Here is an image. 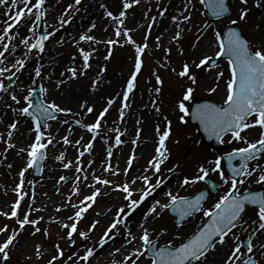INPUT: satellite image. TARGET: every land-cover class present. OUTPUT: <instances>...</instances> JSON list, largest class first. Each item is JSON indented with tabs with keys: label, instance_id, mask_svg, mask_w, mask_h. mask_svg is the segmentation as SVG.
Masks as SVG:
<instances>
[{
	"label": "rangeland",
	"instance_id": "374dc122",
	"mask_svg": "<svg viewBox=\"0 0 264 264\" xmlns=\"http://www.w3.org/2000/svg\"><path fill=\"white\" fill-rule=\"evenodd\" d=\"M174 1L178 2L179 10L181 11V13H183L187 0H143L140 8L138 6L140 10L139 15L142 27L138 32L129 33V36H131V38L135 41V44L128 43L127 37H125L124 35L121 37V40L125 42L130 48V63H121L120 55L123 54V50H119L117 52L116 50H112L111 55H109V51L101 53L98 58L103 59L105 61L104 63L106 64H103L102 61L98 64V72L96 73L97 76L87 80H82L83 83L81 87L79 85L72 86L73 91H71V95H73V100L70 102V106L68 107L69 109H71V112L65 115L63 113L55 112L57 113L55 121L47 123V126L41 130L44 131L45 134H48V127L51 124L57 123L61 120L66 119V117L71 116L73 110L75 109V105L78 106L84 101L79 100L78 96L82 97L84 96L83 94H90L91 96V92L106 80L112 81L117 74H122L121 72H118L120 66L125 67V70H127L128 72H130V68L132 67V71L134 73L135 60L137 56L136 46H143L144 44H146L147 48L145 49L144 53L141 54L142 68L141 71L137 74L136 86L129 94L128 98L133 104L129 106V109L128 111H126V113H123V121H121V125L117 129L121 131V141H123L124 134L129 133V121L132 120L133 122H135V124L130 133L133 135L135 132V134L133 135L135 138L136 134H138V140L140 141L141 137L143 136L146 119H140V117L137 118V115L138 113L140 114L141 111L148 110L150 108L152 109L154 121H156L157 124L155 127V129L157 128V134L158 128L160 132L166 130L168 121H170L171 134L165 142L168 149V159L164 162L163 165H161V173L159 175L160 178H162L165 182L172 177L173 173H175L177 179L174 189L172 190L174 192L173 194H178L179 196L185 197L193 195L196 191L203 188L204 185L202 181H200L195 184L181 187L180 178L185 176L192 178L193 176L198 174V169L200 166H204L209 169L212 167V165H209L207 163L209 160H215L225 152L235 150L237 147L245 146L242 142L236 141L233 145L228 147L226 151H213L208 147L203 146L201 137L196 131V128L189 124L188 116L185 117L184 122H181V120L179 119V117L183 114L179 112L178 105L182 101L183 95L189 86H193L195 88L193 99L189 102H186V106H189V109L194 100L204 99L223 105L224 100L226 99V83L228 79H230L231 75L228 63L226 61H222L218 62L214 67L211 68H208L207 65L203 68H196L195 63H198L199 60L205 56H212L213 59H215V54L218 48L216 41H214L213 48L209 49L210 46H207L206 50H204L203 52L201 48H197L200 43L199 39L205 36L207 32H210L211 37H213L214 39V29L219 30L223 33L224 29L227 26L232 25L239 27L243 36L247 40H249L253 46L259 47V40L264 38V34L260 33V29H263L264 31V27L260 29L258 28L259 25L264 26V0H261L260 6H257V0H248V4L246 6L242 5L240 3V0H235L232 5L231 13L227 17L219 20H210L207 17L206 12L203 9V5L200 3V0H193L194 8H192V6H189L191 9V21L181 23L177 31L171 33L170 36L168 35L167 39L157 41L155 39V34L160 15ZM93 2L94 0H81V4L75 6L74 9L69 11L66 16H64V13L68 9V6L70 4H74V0H58L53 7L43 9L46 15L37 28V34H39L40 29L45 31V34L53 33V35H51L49 39L44 42V53L37 55L36 50H34L33 54L26 61V65H28V63H31L33 69H35L36 67H41V77H36L33 70L32 77L35 83L27 85L26 81L21 80L19 74L17 73L13 85L8 88L9 93L16 94L18 98L21 99V105H16L11 100L9 94L0 93V129L3 128V126L1 127L2 121L10 120L11 122H18V127L22 120L24 118H27L31 122L34 130V122L30 117L20 116L12 109L19 108L23 105V96L28 93L29 89L33 90L37 84H40L41 86L40 81L36 82V79L38 80L42 78V76L50 73L49 71L44 72L42 67L47 62L49 63V58L53 54H60L65 52L66 47V51L72 53L71 51L76 50L77 48V42H79V44H81L82 46L86 45V42L79 40V33H75L73 16L79 9L85 10L87 7L92 5ZM245 7L248 10L247 17L244 21H240L239 12ZM9 13L10 12L6 13L4 18H6ZM11 14L14 15V13ZM62 16H64V19L67 21V23L61 24L60 20ZM180 17L182 18L181 14ZM153 18L155 19L153 20ZM9 19L10 15L8 16L7 20ZM232 20H237L238 23L236 25H233L231 24ZM21 24H19L12 31H18ZM205 24H210L212 27L205 30ZM149 25H151L150 28ZM4 27L5 22L0 29H3ZM178 31L181 33V35L180 38L176 40L174 39V36ZM27 36H31V33H29ZM52 36L57 39H59V37L64 38L65 36V39H59V42H57V47L53 49L48 47L51 46V43H55L54 40H50ZM34 39L35 38L33 37V40ZM72 39H76V41L71 45ZM25 51L26 49L22 45L21 52L24 53ZM15 53L16 51L12 54L13 59L10 62H14V58H20L23 56V54L18 55ZM124 54L126 55V52ZM184 63H189L191 65V72L197 78L196 85H192L191 81L188 80L187 77L182 78L177 75ZM172 69H175V71H173ZM218 72H223V77L218 78ZM7 75L8 74L6 73L5 76ZM157 75L163 81L162 84L157 83ZM6 81L7 79H4L5 85ZM94 81H98L95 88L92 87ZM213 87L216 88L215 92L210 91V89ZM156 88H160L159 93L155 91ZM79 91L80 93H78ZM110 95L105 97L102 102L98 101V103H93L92 105L94 106L92 108H94V111L92 113H87L84 109L83 113H87L88 115L85 116L84 120L86 122L88 121V124L92 122L91 117L95 114V112H99L100 110L104 109L109 101L108 98L110 97ZM85 102H87L86 106L89 105V100ZM157 108L159 109V111L156 110ZM7 111L10 115L9 117L6 116ZM12 114L14 115V117H12ZM17 114L19 115V118H16ZM165 117H167V120H165ZM247 131L248 138L250 140H255L258 138L260 131L258 128ZM255 132H257V134H255ZM115 137L116 136L111 138V142L113 144L115 143ZM6 139L7 133L5 134V137H3V139H0V212L10 213L12 205L18 199V195L17 193L6 192V186L10 184V182L8 181L10 179L9 174H16L18 167L19 172L23 170V168L26 167L28 157L27 152H19L20 148L17 147V143L13 139H11V141L9 142L16 145L17 149L8 148L7 144L5 143ZM230 139V135L226 136L223 139V143H228ZM116 146V150H113V153H118L119 157L126 156V154L124 155V153H121L123 144H116ZM129 147L131 149V154L129 155L130 158L132 153L136 152L138 146L132 143L131 145H129ZM20 154H22V159L20 158ZM45 156L46 158L43 165L42 174L33 178L31 169H29L25 173L24 187H26V192H24L23 190L22 191L24 193H27V195H25L22 201L21 212H19L20 209L18 210V215L21 218L23 217L25 212L30 213V219H37L42 217L43 219H41L39 224L37 225V227L41 228V232L32 235V226L26 225L24 230L19 232L16 241H14V244L10 249V259L6 262V264H48L49 260H51L53 256L57 255L55 245L60 246V249L63 251L64 256L54 261V264H62L63 259H65V257L67 258L68 256H72L73 259L76 260V264H84L83 261H79L77 259V254L79 256H82L85 254L86 248L94 246L96 254L94 257L90 258L89 264H114V262L115 264H120L121 257L119 253L115 251L117 247L114 245V243L119 241V243L123 245V237L117 235L114 241H110L109 244L105 245L103 248H100L98 246V241L103 235L106 227L111 223L117 209L127 203V201L124 200V194L118 190H114V185L112 187L103 185L98 186V188H100L101 190V195L96 198L95 204L86 213H84V219L81 220L78 224V229L81 231L87 230L88 226L95 220H98L100 223L97 225V228L94 231L89 233V238L87 240L81 239L78 235H74L76 243L71 244L66 236L68 229L62 227V224L68 222H62L61 219H59L61 211H57L54 207L53 209H49L46 207V205H42L39 207L33 202V198L29 195V192L32 190L31 187H33L34 183L39 184L46 174L51 175L54 178V181L60 185H67L72 182L75 176L79 177L80 175V172L76 171V161L78 159H74L75 167L72 171V174H67V172L60 169L59 165L58 169H60V171L57 169H47V165L49 164L48 161H50L48 159L50 158V156L55 157V155H53L50 149L47 148L45 150ZM79 162V166L87 165V160L85 159H80ZM259 162L261 164H264V156L260 158ZM15 163H19L18 166L15 167ZM256 163L257 161L254 160L248 165L249 168L253 167ZM8 165H11L12 167H8ZM126 167L127 166H125V168ZM169 168L174 169V171L169 172ZM133 174L134 173L132 172V169L129 168L127 175H119L117 178H115L114 182H116L115 184L123 183L128 180ZM61 176H64L67 179L62 181L60 180ZM14 177L17 178L16 176ZM208 178H212L220 185L221 188L219 189L215 197H213L209 201V204H207L205 210H209L210 207H213L218 197L221 194H225L227 189L230 187V183L225 184L223 180H221L220 175L217 172L210 171ZM155 179L156 176H153V183L155 182ZM109 180H114V178L111 177ZM255 180L256 177L254 175L252 178L248 179L245 184L238 185V187L242 191L253 190L257 188L264 189V185H258ZM12 182L13 181L11 180V183ZM158 191H162V187L156 192ZM156 192L147 199H155L157 195ZM138 195L139 193H137V195L135 194V196L137 197ZM167 199L168 198L164 195L161 199V202H167ZM30 205L31 207H29ZM100 206H102L104 209L107 208L106 210H108L106 212V216L104 217H101L100 214L97 215L96 213L97 208ZM141 206H144V204H142ZM33 209H35V211ZM108 216L112 217L108 218ZM199 217H197L196 219L193 218L192 220H188L180 226H176L174 224V219L169 217L167 211H165L164 213H162L160 218L152 219L151 217H149L147 222H143L148 228L151 234V238L155 241H158L159 245L169 244L170 242L171 244L176 245L182 240H185L195 231V228L200 224V222H198ZM254 221H258L256 211H248L244 218L241 220L240 225L237 227L236 231L232 232L228 237L225 238V243L223 245H217L214 250H210L208 252L204 260V264H223V261L230 254L231 250L237 246L242 235L251 237L255 235L253 234V229L256 227ZM71 223L72 222H69L68 224ZM4 225H8L9 230L7 232L0 233V243H2L7 238V236L12 233L13 229H19V225L16 223V218L9 219L4 215H0V227H3ZM139 225L140 224H136V227L138 228L135 233L138 236L141 233ZM44 230H47V232L49 233L47 237L44 235ZM121 231H123V229H121ZM263 233L264 231L259 233L257 235V238H260ZM177 236H179L180 238L177 239ZM237 237L239 239H237ZM24 239H26L27 242L24 244V246L20 244V246H22L20 247L19 242H23ZM261 243L262 240L260 238L259 245H257L259 246V252L256 251V258L261 261V264H264V255H261V252L264 251V249L260 248ZM37 246H39L40 250L39 257H37L36 255ZM47 249L49 250L48 252L45 251ZM243 256L244 253L241 252V257L243 258ZM0 264H3V262H0ZM68 264H73V261L68 260Z\"/></svg>",
	"mask_w": 264,
	"mask_h": 264
},
{
	"label": "snow or ice",
	"instance_id": "6c2138e0",
	"mask_svg": "<svg viewBox=\"0 0 264 264\" xmlns=\"http://www.w3.org/2000/svg\"><path fill=\"white\" fill-rule=\"evenodd\" d=\"M8 0H0V3H7ZM207 2L208 7L212 10V15L219 17L223 13L227 12L229 9L226 6L225 0H200L201 4ZM12 7L16 9L14 15L10 13V19L5 21V27L0 29V93H7L10 95L11 100L16 105H21L22 101L16 94L9 93V88L5 85L4 79L11 80L17 75L22 69L25 68L26 61L36 50V54L44 53L45 51V41L49 39L53 33H46L44 35L37 34V28L40 22L45 17L46 13L43 10L46 0H11ZM140 0H123V10L119 12L118 15H114L112 11H107V16L112 18L114 21L118 22V26L115 30L117 37L123 34L127 37L128 43L135 44V41L129 36L128 29L123 27L124 17L126 16V10L133 7L134 4H139ZM242 5H247L248 0H240ZM81 4V0H74V4H70L68 9L65 11L64 16L68 14L69 11L73 10L75 6ZM261 0H257V6H260ZM19 5V6H18ZM189 6L193 5V0H187L185 4L183 13H181L182 20L179 17H172L174 23H177V27H180V23L191 21V9ZM103 7V5H102ZM187 13V14H184ZM248 10L243 8L239 12V20L244 21L247 17ZM163 15V13H161ZM61 17V24L67 23ZM155 18H153L154 20ZM24 20H31L33 23L28 26V30L31 36H22L19 31L13 32L12 30L21 24ZM237 20H232L231 24L236 25ZM151 25H149V28ZM210 24H205L204 29L207 30L211 28ZM95 28V24L92 25ZM91 29H89L90 31ZM215 41L217 43L216 57H228V67L230 70V79L226 83V99L224 104L226 107H220L215 104H204L197 105L194 112L192 113L193 118L200 120L201 124L205 127L207 131L215 135L217 139H221L225 134L230 135L232 140L240 141L243 143L242 147H237L234 151L227 154L226 159L231 162L237 157L241 161L239 167H232L233 177L231 181L225 178V174L221 171V159L220 157L215 160H209L207 163L212 165V167L206 168L200 166L198 169V174L189 178L185 176L181 182V187L186 185L195 184L200 181H204L208 176L209 172H217L220 175L221 180L225 184L230 183L228 190L220 196L219 200L214 204L212 210H204L203 215L209 217L210 219L205 222L203 227L194 232L190 238L182 240L179 245H174L169 243L164 247H158L157 242L151 238V234L148 228L145 226L144 222H147L149 217L152 219H158L161 217L162 213L168 210L175 211L178 213L181 219L185 217H190L195 212L200 211L202 208L201 201L204 199L203 195L196 196L194 199H189L187 197L179 196L178 194H173L172 191L168 190L164 195L168 198L167 202H161L159 199H155L150 208H148L146 215L143 216V221L139 227L141 233L137 236L132 232L129 227L127 220L130 219L134 213L140 209L141 205L151 197L158 189L164 184V180L160 178L161 165L168 159V149L166 147V140L171 134V122L168 121L166 130L160 132L159 134V146L156 148V155L148 161L147 166L137 177L132 178L129 181L118 183L115 185L114 190H118L124 194V200L127 201L125 205L120 206L111 223L104 230L103 235L98 241V246L103 248L105 245L109 244L110 241H114L117 235H120L124 239V244L122 247H127L128 245H133L139 241V246L133 248V250L127 254L120 264H204V260L210 250H214L217 245H223L225 243V238L232 233L233 229L237 226V222L242 220V213L245 212L246 205L257 206L256 214L258 216V221H254L256 227L253 229V234L257 232L264 231V192L262 191H248L245 190L241 193L238 185H243L248 179L252 178L254 175L256 177L255 182L258 185H264V164L259 162L260 158L264 156V45L255 47L252 43L245 39L240 31L229 28L226 33H222L219 30H213ZM181 33L178 31L174 39L178 40ZM33 37L35 38L33 40ZM18 39L19 45H23L26 51L20 58H14V62H10L13 57L12 54L16 51L18 47L14 43ZM159 39V38H157ZM80 41L84 42H99L92 35H81ZM108 45H113L118 43L116 40L106 41ZM79 44V42H77ZM195 47V45H194ZM147 45L136 46V60H135V72L131 75V78L127 81V89L122 93L123 100L128 101L129 94L133 91L136 86L137 74L141 71L142 60L141 54L144 53ZM95 51V49H93ZM79 53L83 58L82 67L77 69L76 67H69L67 72L71 75L69 79H75L78 75H84L86 70L91 67L89 64L92 52L85 51L83 48H79ZM109 55H111V49H109ZM107 58V57H106ZM74 59V58H73ZM213 60L212 56H205L195 63L196 68H203L208 65L210 61ZM175 71V69H172ZM35 76L41 77V67H36L34 69ZM8 74L5 76V74ZM62 76L65 73H61ZM180 77H187L191 81L192 85L197 84L196 76L191 72V65L189 63H184L181 70L177 73ZM223 72H218L217 77H223ZM156 80L158 84H162L163 81L157 75ZM65 80H58L56 86L59 87L61 84L65 83ZM98 81H94L92 87L95 88ZM47 89L44 87L40 88V92L46 94ZM157 93L160 92V88H156ZM195 88L189 86L183 95L182 101L179 103V112L182 113L179 117L181 122H184L186 116L189 115V106H186V102L193 99V93ZM211 92H215L216 88L210 89ZM33 90L29 89L28 93L23 96V105L19 108H13L12 110L23 117H30L34 122V131L36 133L34 141L28 145L26 148H20L19 152H27V162L26 167L19 172L20 183L17 185L15 191L17 192L18 199L12 205L11 212H0V215H4L11 218H16V223L19 225V229H13L12 233L7 236V238L0 243V262L6 264L10 259V249L16 241L17 236L20 231H23L26 225H31L33 228L32 235L41 232V228L37 227L42 217L37 219H30V213L25 212L21 218L18 215V210L20 209L21 201L24 199L27 193L22 191L24 184L25 173L33 168L40 167L42 161L46 158L45 150L49 145L53 144V137L49 133L47 136L44 131L41 130V120L45 119H55L53 113H70L71 109L65 108L57 104L55 101L51 102H41L33 107L32 102ZM114 103L113 100L108 101V105ZM155 103V102H154ZM11 107V106H9ZM123 107H128L125 103ZM82 109H85L87 113H92L94 109L86 104L81 105ZM31 109V111H30ZM108 107L104 108L99 114L94 123L87 125L81 124V121L77 120L76 124L85 127L89 133H93L92 139H95V134H98V129L101 127V121L108 112ZM159 111V109H156ZM121 117L123 116V110L121 109ZM167 120V117H165ZM67 123V120L64 121ZM18 122H13L9 125L12 130H16ZM258 128L259 136L255 140H250L248 138V131L251 129ZM119 133V129H116ZM13 136V131L7 132V139L5 143L8 148H14L15 145L10 143ZM0 139H3L0 136ZM82 139V138H81ZM63 142L65 144L73 143L69 140L68 136L63 137ZM75 144L79 145L80 140H76ZM115 143L120 145L122 143L120 134L115 137ZM135 143V141H133ZM85 151L90 152L93 145L91 142L83 145ZM108 157L112 156L111 149L108 150ZM84 152H80V156H83ZM63 163L65 168L72 166L73 162H64V154L61 153L58 157ZM135 156H131L127 161V167L124 169V174H128V169L131 168L132 162ZM256 160L257 163L249 168L248 162ZM79 160L76 161V171L81 172L82 169L79 166ZM8 167H12L8 165ZM106 172H111L113 175H119L118 169L114 168L111 164L105 167ZM151 171L153 176H156L155 182H152V177L147 173ZM169 172H173L174 169L169 168ZM235 177H240L239 180ZM93 180L96 184L103 186L112 187L113 182L109 179L103 178L101 176L93 175ZM64 176L60 177V180H66ZM78 181L80 177L76 178ZM83 179H87L84 176ZM143 182V187L139 190L134 189L132 185H135L137 181ZM93 187L92 193L80 201L79 204H71V207L76 209L73 216H69L68 219L72 221L71 224H62L63 228L68 229L66 236L71 244H75L74 235H78L81 239L87 240L89 238V233L97 228L100 223L98 220L93 221L85 231L78 229V224L84 219V213H86L96 202V198L101 195L100 188H95L94 185H89ZM139 192L138 197L134 195L135 192ZM74 195H79V189L73 193ZM69 202H71V197H69ZM83 205V206H81ZM31 207V205L29 206ZM35 211V209H33ZM60 209H57L59 211ZM99 215V213H97ZM123 229V231H121ZM8 225L0 227V233L7 232ZM44 235L47 237L49 233L44 230ZM180 237L177 236V239ZM237 239H239L237 237ZM57 255L53 256L49 260L48 264H54V261L60 259L64 256L63 251L60 249L59 245H55ZM261 249H264V243L260 245ZM119 252L120 249H115ZM242 249L239 245L234 247L230 254L223 261V264H261V261L256 258V249L252 239L248 240L247 243V253L246 259L241 257ZM96 254L95 246L86 248L85 254L79 256L77 254V259L83 261L84 264H89L90 258L94 257ZM37 257L40 256L39 246L36 249ZM264 255V251L261 252ZM68 260H72L73 264H76V260L72 256L67 257ZM115 264V262H114Z\"/></svg>",
	"mask_w": 264,
	"mask_h": 264
},
{
	"label": "bare ground",
	"instance_id": "6f19581e",
	"mask_svg": "<svg viewBox=\"0 0 264 264\" xmlns=\"http://www.w3.org/2000/svg\"><path fill=\"white\" fill-rule=\"evenodd\" d=\"M58 0H46V3L44 5L45 9L53 7ZM143 0H140L139 4H134L132 8L126 10V16L124 17V25L123 27L125 29L130 30L129 33L138 32L141 27V20H140V6L142 4ZM103 5V7H102ZM123 0H97L93 2L92 5L87 7L85 10L79 9L77 13L73 16V22L75 27V33H79L78 35H92L96 38V41L99 42H86L85 46H82L81 44L77 45L76 50L71 51L72 53L66 51L67 47L65 48V52L60 54H53L49 58V63L47 62L42 67L43 71H49V74H46L42 76L40 79H36V82L40 81L41 86L46 88L48 91L46 94L42 93V98L44 102H51L55 101L57 104H59L62 107L68 108L70 106V102L73 100V95H71V91H73L72 86L73 85H79L82 86V80H87L90 78H94L97 76V66L102 61L103 64L105 61L103 59L98 58V56L101 55V53L105 51H109V49L112 50H123V54L120 55V61L122 64H129L130 63V48L129 46L121 40V37L123 34H121L120 37H117L115 34V30L118 26V22L114 21L112 18L108 17L107 14H105L107 11H112L114 15H118L121 10H123ZM19 6V5H18ZM139 6V8H138ZM101 10V11H100ZM16 9L12 7L11 0H8V2L0 3V28L2 27L3 23L8 19V16L10 13H14ZM8 16L6 18L5 14L8 13ZM105 12V13H104ZM102 13V15H101ZM181 11L179 10L178 2L174 1L172 2L166 10L163 12V15H160L159 22L157 23V30L155 34V39L157 41L167 39L168 35L170 36L171 33L176 32L178 27L177 23H174L172 20V17H180ZM33 21L31 20H25L19 27L18 31L22 36H27L30 32L28 30V26L31 25ZM95 24V28H92V25ZM181 24V23H180ZM264 27L263 25H259L258 28ZM89 29H91L89 31ZM260 33L264 34L263 29H260ZM210 32H207L205 36L201 37L199 39L200 43L197 48H201L204 52L206 50L207 46H210L209 49L213 48L215 38L211 37ZM264 37V36H263ZM159 38V39H157ZM56 39V40H55ZM60 40H64V38H60ZM59 39L54 38L53 36L50 38V40H54L55 43H51V46H48L50 48H56L59 42ZM69 39V38H68ZM116 40L118 43L113 45H108L106 41L108 40ZM76 39H72L71 45L74 44ZM15 44L18 45L16 48L15 54H23L22 51V45H19L18 39L14 41ZM264 45V38L259 40V45ZM49 48V49H50ZM79 48H83L85 51L92 52V55L89 60V64L91 67H89L84 75H78L75 79H69L68 77L71 75L67 72V69L69 67H76L77 69L82 67L83 64V58L79 53ZM95 49V51H93ZM208 49V50H209ZM126 52V55L124 54ZM74 58V59H73ZM123 69V70H122ZM33 67L31 66V63H28V65H25V68L22 69L18 74L21 80H25L27 85L35 83L32 75H33ZM123 71V72H122ZM118 72H121L122 74L116 75V77L111 80H106L104 83L99 85L95 90L91 92V96L83 94L84 96L79 97V100H84L82 103H80L78 106L75 105V109L73 110V113L71 116L66 117V119L61 120L57 123L51 124L48 127V131L51 134L53 139V144L48 146V149L52 152L55 157H51L48 159V165L47 169L54 170L57 169L60 171L67 172V174H72V171L74 169V159H85L87 160V165L80 166L82 171L80 172L79 177L81 178L79 181L76 179L77 177L73 176V181L70 182L67 185H60L57 184L54 181V178L51 175L46 174L42 181L37 184L34 183L33 187H31V191L29 192V195L33 198V202L37 204L39 207L46 205L47 208L53 209V207L57 210L60 209L61 214L59 219H61L62 222H72L68 219L69 216H73L76 209L71 207V204H79L80 201L84 200V198L92 193L94 190L93 187H90L89 185H94L95 188H98L100 184H96L93 180V175L95 176H101L106 179H110L111 177L114 178V180H111L113 182V185L115 186L116 182L115 178H117L119 175L124 176V169L125 166H127V161L129 160V155L131 154V149L129 145L135 141V143L138 147L135 153H132L131 156H135V159L132 162V172L134 173L128 180H131L134 177H137L141 174V172L145 169V167L148 164V161L152 159L156 155V148L159 146V136L157 134V128L156 127V121H154V117L152 114V109L143 110L138 113L137 118L140 117V119H146L145 121V128L143 132V136L141 137L140 141L138 140L139 135L136 134V138L130 133L131 129L134 127L135 122L132 120L129 121L128 126V132L127 134H124V138L121 144H123L121 153L126 154V156H118V153H113V150H116V144L111 142V138L116 136L117 134H120L121 138V131L119 133L116 131V129L121 125V121L123 116L121 117V109L123 110V113L128 111L129 106L133 104L129 99L127 102L123 100L122 93L126 91L127 89V81L129 80L132 72V67L130 68V72L125 70V67L120 66V69ZM61 73H65L64 76L61 75ZM58 80H65L66 82L61 84L59 87L56 86V82ZM80 93V91L78 92ZM77 93V94H78ZM111 94V95H110ZM69 95L70 99H69ZM110 95L108 100H113L114 103L111 104V106L106 104V107H108V112L106 113L105 117L101 121V127L98 129V134H95V139L93 140V133H89L85 127H82L81 125L76 124V121H81V124L87 125L88 121L86 122L85 116H88L87 113H83L84 109L81 108L82 104H86L87 100H89L90 107H93V103H98V101H103L105 97ZM127 103L128 107H123V105ZM94 109V108H93ZM95 112V114L91 117V123H94L95 120L98 117V114L101 112ZM65 115V113H63ZM6 116L9 117L8 111L6 112ZM12 117L14 115L12 114ZM19 118V115L17 114V117ZM67 120V123H64V121ZM134 120V118H133ZM15 122V121H14ZM13 123L10 120L8 121H2L0 129V136L5 137V134L8 131H13L12 139L17 143V147L25 148L27 145H30L34 141V137L36 135L35 131L32 129L31 122L24 118L22 122L19 124V126L16 128V130H12L9 125ZM7 126V127H5ZM155 130V131H154ZM48 133V134H49ZM46 134V136L48 135ZM257 134V132H255ZM68 136L69 140L73 143L65 144L63 142V137ZM82 138V139H81ZM76 140H80V144L77 145L74 142ZM88 142H91L93 147L90 150V152L85 151L83 145L87 144ZM21 147H20V146ZM16 148V145L14 147ZM111 149L112 156L108 157V150ZM80 152H84L83 156H80ZM63 153L64 154V162L72 161L73 164L69 168H65L63 166V163L57 159V157ZM20 158L22 159V154H20ZM20 159V160H21ZM19 163H15V167L18 166ZM108 164H111L114 168L118 169L119 175H113L111 172H106L105 167H107ZM58 165L60 169H58ZM46 169V171H47ZM12 172V171H11ZM13 173V172H12ZM46 173V172H45ZM49 173V172H48ZM178 173V172H177ZM149 176L153 177L152 172L149 171L147 173ZM16 176L17 178H15ZM84 176H87V179H83ZM9 182L10 184L6 186V192L7 193H17L15 189L17 188V185L20 183V176H19V167L16 171V174H9ZM184 177L180 178V182H182ZM16 179V181H15ZM177 176L175 173L172 174V177L167 181L164 182L162 185V191H158L155 199L161 200L164 196V193L168 190L172 191L175 186ZM11 180L13 181L11 183ZM15 181V183H14ZM125 181V182H126ZM14 183V186H13ZM25 181L23 184L22 190L26 192ZM134 189H141L143 187L142 181H137L135 185H132ZM79 189V195H74L73 193L76 191V189ZM175 191V190H174ZM173 192V191H172ZM139 193L138 191L134 193V195ZM174 193V192H173ZM69 197H71V202H69ZM155 199L148 200V203H145L144 206H141L140 209H138L134 215L127 220V223L129 224L131 230L133 233H136L137 228L136 224H141L143 222V216L146 215L148 208L152 205ZM150 205V206H149ZM83 206V205H81ZM149 206V207H148ZM107 208H103L102 206L97 208L96 213H99L101 217L106 216V210ZM112 216H108V218H111ZM142 221V222H141ZM138 236V235H137ZM27 242L26 239L24 241L19 242L22 246ZM114 245L120 249L118 252L120 255V261H123L124 257L129 254L134 247L139 246L138 241L135 243V245H131L128 247H122V244L117 241L114 243ZM20 246V247H22ZM48 252L49 250H45ZM45 252V253H46ZM62 264H68V260L65 257L63 259Z\"/></svg>",
	"mask_w": 264,
	"mask_h": 264
},
{
	"label": "water",
	"instance_id": "95a60500",
	"mask_svg": "<svg viewBox=\"0 0 264 264\" xmlns=\"http://www.w3.org/2000/svg\"><path fill=\"white\" fill-rule=\"evenodd\" d=\"M231 2H232V0H225L226 6H227V8H228L229 10H230ZM205 4H206V8H207V11H208L209 15H210L211 17H216V16H213V15H212V10L208 7L207 2H206ZM229 10H228L227 12L223 13L222 15L227 14V13L229 12ZM222 15H221V16H222ZM232 29L237 30L236 28H232ZM227 30H228V29H227ZM237 31H238V30H237ZM226 32H227V31H226ZM225 57H227V56H224V57H222V58H225ZM227 58H228V57H227ZM204 104H206V103H197V104L194 105V107L192 108V110H191V112H190V120H191V123L197 125L198 130L200 131V133L202 134V136H203V138H204V144H206V145H210V146H212V148H217L218 145H215V144H217V142L219 141V139H217V137H216L215 135H213V134H211L209 131H207V130L205 129V127L201 124L200 120H198V119H196V118H193V116H192V113L194 112L196 106H197V105H204ZM210 190H211L212 192H214V191H215V187H211ZM247 206H249V205H246L245 208H246Z\"/></svg>",
	"mask_w": 264,
	"mask_h": 264
}]
</instances>
